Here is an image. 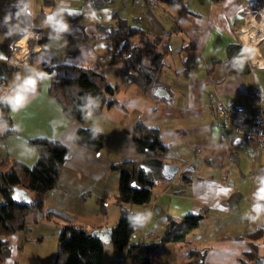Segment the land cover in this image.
<instances>
[{
  "label": "crops",
  "instance_id": "0c3cea01",
  "mask_svg": "<svg viewBox=\"0 0 264 264\" xmlns=\"http://www.w3.org/2000/svg\"><path fill=\"white\" fill-rule=\"evenodd\" d=\"M21 1L0 0V19L10 17L11 5ZM29 2L36 28L22 35L10 51L3 47L0 31V57L6 58L0 59L5 97L16 94L17 74L34 76L44 64L95 68L115 83L118 78L109 64L114 43L100 25L115 24L117 16L130 21L138 17L146 29L162 35L170 48L162 73L168 86L160 100L134 84L122 83L114 105L103 107L99 114L90 112L80 122L66 116L60 101L49 93L52 75L44 72L40 86L27 93L25 105L17 111L10 106L12 122L0 116V160L10 156L32 167L39 153L30 139L36 136L57 138L71 149L58 184L44 195L43 210L68 215L98 234L104 242V264H130L126 250L114 248L110 241V229L121 215L115 201L119 172L113 164L145 158L131 136L133 125L143 120L159 128L168 146L163 159L179 169L172 177L151 172L155 181L151 199L126 205L146 216L130 241H159L168 217L202 213L203 219L188 238L189 245L207 249L204 264H256L247 252L252 241L257 255H264V145L234 133L233 109L237 105L250 108L258 91L264 101V3L249 27L251 9L259 0H183L184 8L162 0H108L99 5L93 0ZM57 12L55 19L66 23L67 31L57 32L47 23L48 16ZM232 41L243 45L249 72L228 74L223 63H214L226 58ZM219 99L229 107L226 116L214 108ZM80 125L99 133V150L74 142ZM11 127L14 131L5 134ZM223 134L232 138L222 139ZM104 191L109 193L106 213L95 199ZM14 195L26 200L34 197L22 187H16ZM28 217L27 234L24 230L8 236L0 233V241L7 239L11 245L4 264H53L63 221L33 209ZM258 230L261 233L255 237L247 235ZM186 248L183 242H167L159 255L161 264L182 261Z\"/></svg>",
  "mask_w": 264,
  "mask_h": 264
},
{
  "label": "trees",
  "instance_id": "16d2710c",
  "mask_svg": "<svg viewBox=\"0 0 264 264\" xmlns=\"http://www.w3.org/2000/svg\"><path fill=\"white\" fill-rule=\"evenodd\" d=\"M162 1L185 7L183 0ZM93 2L99 5L108 0H93ZM25 4L30 7L29 0L12 4V14L7 22L5 19H0V31L4 33L2 44L8 51L28 30L36 28L32 24L31 14L17 15ZM100 26L108 31V36L114 43V52L109 64L118 78L115 83H110L105 73L95 68L71 64H44L34 74L37 76L39 73L49 72L52 75L49 93L60 101L66 116L78 119L80 122L84 121L88 113L99 114L103 107L114 105L117 102L116 93L122 83L134 84L158 100L164 98L162 91L168 86L162 73L170 48L162 35L146 29L140 24L138 17L130 21L117 16L115 24ZM217 62L225 65L228 74L250 71L246 53L239 41L230 42L227 45L226 58L214 61ZM40 82L41 78L38 77L36 86H40ZM5 84L6 81L0 79V96ZM9 111L10 105L6 101H0V116L11 123ZM13 131L14 127H11L5 134ZM98 136L97 131L80 125L73 138L74 142L80 145L99 150L100 145L96 142ZM131 136L136 149L143 152L145 158L113 164V168L119 172L115 201L121 208V215L110 229L111 245L116 249L126 250L130 264H161L159 255L166 243L183 242L187 246L184 251L185 259L177 264H204L207 249L189 245L188 238L190 231L203 219L202 213H190L180 219L168 217L167 228L159 241L148 243L130 241V236L141 227V225L133 227L132 218L143 215L146 221V216L130 211L126 205L143 204L151 199L155 181L150 177V173L162 172L166 163L163 154L168 148L159 128L143 120L133 125ZM30 143L39 153L32 167L10 156L0 160V192L4 197V201L0 203V233L8 236L24 230L27 234L31 227L28 215L32 209L43 211L47 217L57 215L63 224L58 234L53 264H104V242L98 234L90 232L86 226L76 223L68 215L51 209L43 210L44 195L58 184L64 162L71 155V149L57 138L44 136L33 137ZM184 178L188 180L185 175ZM16 187L32 191L34 197L31 200L16 199L14 195ZM108 196L109 193L104 191L95 198L103 213L107 212ZM260 233L261 230H258L247 235L252 238ZM27 238L25 236L22 242ZM10 249L11 245L7 239L0 241V264H4ZM256 252L257 246L251 241L247 254L256 264H264V255L259 256Z\"/></svg>",
  "mask_w": 264,
  "mask_h": 264
},
{
  "label": "built area",
  "instance_id": "2783aa9c",
  "mask_svg": "<svg viewBox=\"0 0 264 264\" xmlns=\"http://www.w3.org/2000/svg\"><path fill=\"white\" fill-rule=\"evenodd\" d=\"M155 2V0H150ZM214 108L218 115L226 116L229 107L222 99L217 100ZM234 133L243 136L248 141H255L264 145V101L261 92L255 93L251 107L237 105L233 109ZM222 139L230 140L231 136L222 135Z\"/></svg>",
  "mask_w": 264,
  "mask_h": 264
},
{
  "label": "clouds",
  "instance_id": "9594fccd",
  "mask_svg": "<svg viewBox=\"0 0 264 264\" xmlns=\"http://www.w3.org/2000/svg\"><path fill=\"white\" fill-rule=\"evenodd\" d=\"M25 14L30 15L31 9L30 7L25 4L24 7L17 13V15ZM58 14L53 13L48 16L47 23L52 25L57 32H64L68 30V25L64 23L62 20H56L55 16ZM9 17H5L7 20ZM27 36L25 37V40ZM46 73H39L37 76H23L21 77L19 74L15 77L14 86L17 88L16 94L10 97L0 96V101H6L10 106L12 111H17L19 108L25 105L27 99V93L34 91L38 82V77L42 78ZM91 104V100L89 101ZM145 224V217L143 215H139L135 218H132V226L135 227L136 225L143 226Z\"/></svg>",
  "mask_w": 264,
  "mask_h": 264
},
{
  "label": "water",
  "instance_id": "95a60500",
  "mask_svg": "<svg viewBox=\"0 0 264 264\" xmlns=\"http://www.w3.org/2000/svg\"><path fill=\"white\" fill-rule=\"evenodd\" d=\"M148 168V167H146ZM179 167L172 163H165L162 173L165 174L168 177H172L177 171Z\"/></svg>",
  "mask_w": 264,
  "mask_h": 264
},
{
  "label": "rangeland",
  "instance_id": "374dc122",
  "mask_svg": "<svg viewBox=\"0 0 264 264\" xmlns=\"http://www.w3.org/2000/svg\"><path fill=\"white\" fill-rule=\"evenodd\" d=\"M263 3H264V0H259L258 5L255 6L254 9H251L250 16H249L250 21L248 22L249 27L254 26V25H251V21L258 18L257 10L263 5ZM90 115L91 114H88L87 116H90Z\"/></svg>",
  "mask_w": 264,
  "mask_h": 264
},
{
  "label": "snow or ice",
  "instance_id": "6c2138e0",
  "mask_svg": "<svg viewBox=\"0 0 264 264\" xmlns=\"http://www.w3.org/2000/svg\"><path fill=\"white\" fill-rule=\"evenodd\" d=\"M0 59H6L5 57H0Z\"/></svg>",
  "mask_w": 264,
  "mask_h": 264
},
{
  "label": "bare ground",
  "instance_id": "6f19581e",
  "mask_svg": "<svg viewBox=\"0 0 264 264\" xmlns=\"http://www.w3.org/2000/svg\"><path fill=\"white\" fill-rule=\"evenodd\" d=\"M264 22V18L261 19Z\"/></svg>",
  "mask_w": 264,
  "mask_h": 264
}]
</instances>
